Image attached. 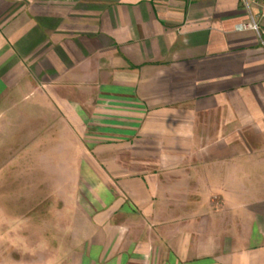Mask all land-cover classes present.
I'll return each instance as SVG.
<instances>
[{
    "label": "crops",
    "instance_id": "obj_1",
    "mask_svg": "<svg viewBox=\"0 0 264 264\" xmlns=\"http://www.w3.org/2000/svg\"><path fill=\"white\" fill-rule=\"evenodd\" d=\"M245 19L240 0H0V104L31 98L29 132L79 165L43 239L13 219L0 264H264V202L215 155L264 149Z\"/></svg>",
    "mask_w": 264,
    "mask_h": 264
},
{
    "label": "rangeland",
    "instance_id": "obj_2",
    "mask_svg": "<svg viewBox=\"0 0 264 264\" xmlns=\"http://www.w3.org/2000/svg\"><path fill=\"white\" fill-rule=\"evenodd\" d=\"M30 101L31 98L19 100L18 97V102L11 106L0 104V240L4 234H7L4 235L7 240L11 239L9 226L13 225V219L27 218L33 224L30 225L34 229L31 232L33 238L42 240L44 224L53 217H46L45 211L59 203L58 199L50 197L58 190L59 182L56 181L66 178L69 173L77 175L79 170L75 152L69 157L70 166L65 167L62 163L66 151L45 147L47 135L29 132ZM244 138L250 142L252 136L246 134ZM61 141L64 142L63 138ZM228 142L230 146L223 147L215 155L229 159L238 154L242 185L249 189V194L264 202V149L236 152L234 148L239 145V138L233 137ZM259 143L264 144L263 136ZM4 226L9 229L3 231Z\"/></svg>",
    "mask_w": 264,
    "mask_h": 264
},
{
    "label": "built area",
    "instance_id": "obj_3",
    "mask_svg": "<svg viewBox=\"0 0 264 264\" xmlns=\"http://www.w3.org/2000/svg\"><path fill=\"white\" fill-rule=\"evenodd\" d=\"M246 19L235 26L238 32L254 31L259 38L264 36V0H240Z\"/></svg>",
    "mask_w": 264,
    "mask_h": 264
}]
</instances>
